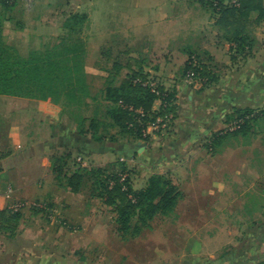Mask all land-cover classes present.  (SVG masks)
<instances>
[{"label":"rangeland","instance_id":"1","mask_svg":"<svg viewBox=\"0 0 264 264\" xmlns=\"http://www.w3.org/2000/svg\"><path fill=\"white\" fill-rule=\"evenodd\" d=\"M96 1L98 2L97 4H122V0ZM171 1L173 4H168L166 8L163 7L162 12L153 15L152 19L147 18V20L144 16L138 17V20H136V14H129L125 9H116V13L113 15L115 17L109 18L112 21V26H105L103 29L102 27L105 25V22H108V18L104 15L103 7L97 9L99 13L100 11L103 12L102 14H97L95 17L92 14V17L95 18L94 22L98 24V27L100 26L99 29H111L112 32L110 30L109 32H111L110 36L113 37L104 42L100 40L96 42L91 41V46H88L87 43L88 48L86 47L84 69L89 73L87 79L90 83L92 95H97L103 87V78L105 75H108L107 70L112 66L113 62H117L121 66V72L117 73L114 77L116 84L124 77L128 68L133 70L129 65L136 68L139 63H143V66H146L147 62L153 63V66H168V70H171L173 77H175L174 82L170 83L168 80L170 78H167L168 73L149 74L148 76L163 87L166 95L169 94L168 102L171 107L169 106L167 109L171 108L169 112L171 110L173 114L172 121L162 128L160 132L149 134L147 138L118 134L117 141H110L113 149H117V151L112 153L110 162L106 163L104 167H100L104 175L126 172L128 177H130L129 181L133 189L135 186L137 187V183H140L141 175L145 171H147V174L148 172H153L152 174H154L155 170H157L155 165L160 163L161 160L159 154L164 152L162 150L147 152L143 146H145L146 142L154 144L155 140L160 142L161 138L164 139L166 136H172L173 119L175 118L176 111L175 106L181 104L178 99L176 105V94L185 92L191 94L194 98L197 97L204 101L208 100V102L214 101L215 96L217 99L221 97H223L222 99H228L230 94H232L231 92L237 89L231 83L232 77L235 74H239L236 73V70H245L248 73L247 76L255 77L258 75L254 71L259 69L260 66L264 67V20L256 23L255 12L246 21V33L248 37H252V40H245L243 48H238L237 42L225 35L224 28L216 25L218 13L212 5L204 0ZM229 2H236V0H229ZM88 3L89 0H13L5 6L3 5V0H0L2 34L3 36L5 34L9 35L8 40L14 44L13 46L19 53H26L28 49L29 51L31 49H41L44 44L49 43L52 36L61 35V33L63 34V32L67 31L61 29L58 32L55 31L50 36L48 34L41 36L42 31L32 26V20L35 16L39 18L45 17L48 21L47 24H49L51 21H55L56 17L60 16L62 8L66 7H69L68 10L70 11H67L69 14L84 12L87 15L90 13ZM128 3L132 4L133 2L129 0ZM161 5L165 6L166 4ZM105 10L108 9L105 8ZM7 18L12 19L10 26H5L6 23L4 21ZM136 22H138L139 28L134 26ZM21 27L23 28L20 29ZM86 29H81L80 34L85 40H88L91 33H88ZM22 31L24 32L22 33ZM4 32L6 33L4 34ZM126 32L135 34L138 39H134V37L126 38L125 36H128L124 35ZM20 33L23 34L25 39L23 44L18 38ZM72 35H75V32H72ZM10 38H13L14 41ZM133 48L138 49L135 51L132 50ZM129 53H136L137 55L140 53V57L137 58L134 55H129ZM147 53H153V57L146 55ZM192 59L194 60V64L192 62L190 68L192 77L188 78L186 72L189 68L186 65ZM203 66L207 68L206 71L209 73L202 74ZM168 70L165 68L163 71ZM215 78L217 80L222 79V85L216 84ZM97 96L100 98L99 95ZM83 100L90 102L91 106L89 108L81 107L79 110L74 108L73 112L71 110H68L67 113L64 112L69 116H67L68 118H74V114L77 116L89 114L93 108L97 109L99 114H102L104 110L102 104H96L88 97H85ZM93 104L95 105L93 106ZM161 104L160 101L156 105L154 109L156 112L161 111ZM232 106H229L230 109H228L230 111L226 112V116L228 117L226 120H221L219 128L216 127L217 129L210 131L205 140H199L203 151L191 154L190 161H185V159L184 163L178 161L175 165L174 173L170 169H167L165 165L161 167V170H163L161 174L169 176L171 173L173 181L178 185L179 190L183 194L184 192L186 193V197L181 196L173 211L167 215L157 214L142 225L141 229L135 234H126L124 236L118 234L115 231L116 224L113 220L114 215L110 209L111 206L106 204L104 199H100L98 195H95L101 191L98 189L100 186L98 182L101 183L102 174H91L89 172L86 174V182L88 183H86L87 186L85 185L83 193L85 195L91 192V188H94L93 185L96 184V191L93 192L94 198H92L90 203L85 204L83 202L86 201L85 199L76 196L71 197L70 201L72 205L69 208L59 203L62 200L60 197L65 195V193L60 192L56 194L53 189L54 186L47 184L42 190H35L32 186H25V188L22 186L24 196L42 197L37 200L44 201L43 198H45L47 202H50L53 205L51 207V209L53 208V215L51 218H47L46 215L36 212L30 207L26 206L22 208L20 213L24 214L23 219L28 220L27 222L31 224L28 225L27 235L23 234L19 239L20 242L23 243L30 240L40 241L39 237L42 235V232L44 234L53 233V235H56L57 232H53L54 230L49 226L48 219L62 226L60 224L63 219L61 210L65 208L73 211H85L87 212V216L84 222H82L83 219H80L79 214H73L71 218H67L78 227L77 231L73 233L74 235H71L72 233L69 232L60 234V237L55 241L56 248L52 247L55 251L60 250L68 255L71 253L76 256H82L90 264H227L226 261H221L223 254L233 256L239 253L238 250H241L244 252L243 254L246 253L245 258H249V255H247L249 250L245 249L250 243L259 248L258 252L262 256L254 260H246L242 264H264V243L260 242L264 238V224L261 223L264 221V218L262 216H256L254 217L255 221H252V217L232 216L229 214L222 216L210 215L209 208L211 206H216L215 208L218 210L225 203H231V200H229L231 196L229 195L231 193L236 194L235 185L228 186L231 192H227L228 195H209V197H203L202 202H190L188 197H196L198 200L201 198L199 196L201 185L193 181L197 179V177H194L196 176V172L190 171V166L194 167V159L201 156V154L205 155L206 152H210L213 144L212 140L218 131H220V138L228 137L234 133L230 130L233 126V121L237 120V116L241 113V110L243 111L247 108L238 107L239 105L236 106V103ZM263 108L264 102L262 105L254 107V109ZM203 111L202 107H197L194 113L202 116L204 114ZM255 122H253L256 124L254 126L258 129H264L263 118ZM110 132L111 134H117L118 128L111 127ZM103 141L108 142L109 139ZM129 145L133 147L132 152L128 150L124 152L123 149H129L127 147ZM132 154L135 156V159H131ZM234 154L238 155L236 152ZM157 157L159 160H157ZM227 157L232 158V153L229 156L227 155ZM203 165H208V163L203 161ZM93 167L96 168L97 166H92L91 168L93 169ZM26 169L29 171V168ZM30 171L34 172L33 169ZM209 175L211 178L216 177L214 172H210ZM30 177L32 180L34 174H31ZM177 178H179V183ZM239 187L242 188V186ZM244 187L247 188L249 186ZM216 196H218L217 201L215 200ZM223 199L227 201H223ZM25 200L28 202L33 201V199L28 198ZM8 201L10 203V200ZM62 201L63 203L66 202V197H63ZM190 203L191 206L189 208ZM192 204H195V206ZM5 208L3 206V209L0 210V230H4V232L8 229L11 231L16 230L18 222H14L15 219L8 216L11 212H5ZM196 212L202 213V215H194ZM258 223L261 224L257 225ZM252 226L257 228L255 234L247 232ZM259 226H261V229H259ZM39 228L42 231L37 232ZM2 231L0 237H2ZM75 246H79V248L76 249ZM69 258L72 259L73 256Z\"/></svg>","mask_w":264,"mask_h":264},{"label":"crops","instance_id":"2","mask_svg":"<svg viewBox=\"0 0 264 264\" xmlns=\"http://www.w3.org/2000/svg\"><path fill=\"white\" fill-rule=\"evenodd\" d=\"M128 2L129 0H122V4H97L98 2L96 0H89L90 13L86 12L88 14L86 15V20L82 28V30L87 28V32L91 33L89 34L88 40H86L88 46H91V41L96 42L100 40L104 42L105 40L113 38L110 36L112 32L111 29H99L100 26L98 27V24L94 22L95 18L92 17V14L95 17L97 14L100 15L104 12V15L108 18V22H105V25L102 27L103 29L105 26H112V21L109 18L115 17L113 15L116 13V9H125L129 14H136V20H138V17L141 18L142 16L147 20V18L152 19L153 15L162 12L163 7L166 8L168 4H173L171 0H132V4ZM161 4L166 5L162 6ZM101 7H103V12L100 11L99 13L97 9ZM105 8L108 10H105ZM68 9L69 7L62 8L60 16L56 17L57 19L51 21L49 24H47L48 21L45 17L39 18L35 16L32 20L33 28L40 29L42 31L41 36H46V34L50 36L54 34L55 31H60L63 29L62 25L65 17L69 14L67 13V11H70ZM90 17L92 18L90 19ZM11 20L10 18L5 19V26H10ZM59 21H61V23H59ZM255 22H260V20H256V15ZM216 25L220 26L218 24ZM134 26L139 28L138 22H136ZM22 28L23 27L20 29ZM109 30L111 32H109ZM24 31H22V33ZM245 32H247V26ZM5 33L6 32H4V34ZM22 33L18 35V38L23 44L25 39ZM6 35L7 34L3 36L2 34L3 40L14 45L8 40L9 35ZM124 35H128L125 36L126 38L134 37V39H138L135 34L133 35L126 32ZM225 35L227 36L226 33ZM15 36H17V34H15ZM10 39L14 41L13 38ZM249 39L252 40V37L249 36L248 40ZM136 49L138 48H133L132 50L136 51ZM27 52H29V49ZM27 52L21 54L25 55ZM129 55H134L137 58L140 57V53L139 55L136 53H129ZM146 55L153 57V53H147ZM152 64L151 62H147L146 66H143V63H139L136 68L131 65H129V67L141 69L151 75L168 73L167 78H170L168 80L170 83L174 82L173 80H175V77H173L171 70H168V66H153ZM165 68L168 71L164 72L163 70H165ZM131 70L132 69L128 68L125 73ZM256 70L254 72L258 76L255 77L247 76L248 73L245 72V70H236V73L239 74H235L232 77L231 83L233 86H236L237 89L231 92L232 94H230L228 99H222L223 97L217 99L215 96L214 101L208 102V100L204 101L197 97L194 98L189 93L181 92V94H176L177 100L175 103L177 105L179 99L181 104L175 106L176 111L175 118L173 119L172 136H166L164 139L161 138L160 142L155 140L154 144L146 142L145 146H143L144 150L147 152H154L155 150H162L164 152L162 153L163 155L159 154V158H161L162 161L160 160V163L155 165L157 170H155L154 174H161L163 172L161 167H164V165L174 173L175 165L178 161H182V163H184V159L185 161H190L189 158L191 154L203 151L199 140H205L210 131H214L217 129L216 127L219 128L221 120L227 119L228 116H226V112L230 111L229 106L235 103L236 106L239 105L238 107L249 108L262 105L264 102V74L261 73H264V67L260 66V68ZM107 71L110 72L111 67ZM207 73L209 72L207 71ZM215 80L216 84L222 85V79L217 80V78H215ZM158 103H160V101L156 99L152 105L153 109L156 108ZM197 107H202L204 109V114H202V116H198V114L194 113ZM67 116L68 115L63 112L60 104L49 100L0 95V210L3 209V206L5 208L9 203L8 200H10L5 199L6 197L4 196V189L7 185H10L13 189V198L37 200L42 197L24 196L22 186H24V188L25 186H32L35 190H42L44 186L49 184L50 186H54L53 189L56 194L60 192L65 193V195H62L60 198L63 200V197H66L67 201L63 203V201L60 200L59 203L62 206H68V208L72 205L70 201L71 197L76 196L78 198H83L86 200L83 201L85 204L90 203L92 198H94L95 195L92 191L85 195L83 193L84 187L85 185L87 186L86 183L88 182L83 181L78 190L71 191L68 185H66L65 179H58L56 173L53 171L54 158L56 156L63 157L64 164L62 168L69 174L70 171H74L78 168H91L92 166L104 167L106 163L111 161L112 153L116 152L117 149H113L110 141L96 142L89 136L81 134L78 131L77 124L71 121ZM255 123L249 125V128L245 132H236L228 137L220 138V131H218L212 140L213 144L210 152H204L205 155L201 154V156L195 158L193 162L194 167L190 166V171L193 170V172H196V176L194 177H197V179L193 181L201 185L199 193L201 198L199 197L200 199L198 200L196 197L191 198V196H188L190 202H202L203 197H209V195L213 194L228 195L227 192L231 193L228 186L235 185L236 187V194L231 193L229 195L231 196L229 197L231 203H225L218 210L215 208L216 206H211L209 208L210 215L212 216L229 214L232 216L252 217V221H255L254 217L256 216H262L264 218V129H258L254 126L256 125ZM127 147L129 149L124 150V148L123 151L127 152L128 150L132 152L133 147L131 145ZM235 152L238 153V155H235ZM230 153H232V158L227 157ZM159 158L157 157V160H159ZM121 159L123 158L121 157ZM131 159H135L133 154ZM203 161H206L210 166H204ZM26 168H29V171H27ZM32 169L34 172L30 171ZM210 172H214L216 177L211 178L209 175ZM152 173L153 172H148L147 174V171H145L143 175H141L140 183H137L138 185L137 187L135 186L134 189L140 190L144 188ZM31 174H34L32 180L30 177ZM169 175L171 178L173 177L171 173ZM177 181L179 183V178H177ZM239 186H242V188ZM244 186L249 187L246 188ZM182 197H186L185 192L184 194L182 193ZM43 200H45V198H43ZM215 200H218V196H216ZM223 201L227 200L223 199ZM192 205L195 206V204ZM190 206L191 203L188 207L190 208ZM61 214L63 220H65L70 227L60 226L48 219L49 226L52 227L54 230L53 232H57L58 234H44L42 232V235L39 237L41 239L40 241L30 240L23 243L20 242L19 239L23 234L27 235L26 232L29 229L28 225L31 223L23 219L24 214L19 213L14 217V222H18L19 229L16 228V230L13 231L8 229L6 232L0 230V234L1 231L3 232L2 237H0V264H90L86 262V258L83 259L82 256H76L71 253L68 255L63 251L54 250V248H56L55 241L60 237V234L69 232L72 233L71 235H74L73 233L78 229V227L67 218H71L73 214H79L80 219H83L82 222H84L87 216V212L85 211H73L65 208L61 210ZM194 215L199 216L202 215V213L196 212ZM261 223L264 224V221ZM256 229L257 228L252 226L247 232ZM38 231L42 230L39 228L37 229V232ZM75 247L76 249L79 248V246ZM70 256H73V258L70 259Z\"/></svg>","mask_w":264,"mask_h":264},{"label":"trees","instance_id":"3","mask_svg":"<svg viewBox=\"0 0 264 264\" xmlns=\"http://www.w3.org/2000/svg\"><path fill=\"white\" fill-rule=\"evenodd\" d=\"M12 1L3 0V5L7 6ZM204 1L217 10L216 23L224 28L227 37L237 42L238 48H243L245 40L248 39L245 30L249 16L255 12L257 21L264 19V0H236L235 3L229 2V0ZM85 20L86 14L84 12L68 14L62 25L63 31L67 32L52 36L49 43L44 44L41 49H31L25 55H21L13 45L3 40L0 24V95L49 100L60 104L65 113L68 110L73 112L74 108L78 110L81 107L89 108L91 103L83 100L88 97L96 104H102L104 110L102 114H99L97 109L93 108L89 114H80L79 116L74 114V118H69L77 124L81 134L89 136L96 142L105 139L117 141L118 134H127L139 138L142 136V125L136 122L132 111L123 104L133 106V108H142L147 112V117L152 119L158 114L169 112L171 109H167L170 106L169 94L166 95L160 84H157L159 91L157 94L151 90L150 86L142 85L138 81L134 82L135 78H140L143 81L149 76L147 72L141 69H133L125 73L120 82L116 84L114 77L120 72L121 66L117 62H113L111 71L103 78V87L97 93L100 98L96 94L92 95L87 79L88 73L84 69L87 43L80 34ZM72 32H75V35H72ZM191 66V60H189L186 67L190 69ZM202 69V74L207 73L206 67L203 66ZM156 99L162 103L159 112H156L152 107ZM240 112L237 117L251 114L252 116L234 130V133L245 132L253 122L261 118L264 119V108L247 107ZM111 127L118 128L117 134H111ZM63 164V157L56 156L53 161V171L58 179H65L66 185L71 191L80 188L82 182L87 180V173L102 174L103 172L100 167H93V169L78 168L68 174L63 170ZM129 178L125 181L127 189L123 190L117 174H102L101 183L98 182L100 184L98 189L101 191L95 194L111 206L116 232L122 236L137 233L142 225L157 214L167 215L173 211L182 196L181 190L170 175L152 174L147 180V185L140 190L132 188ZM109 179L113 180L111 187L108 185ZM93 186L92 192L96 191L97 188L96 184ZM128 193L134 196L133 200L128 197ZM48 205L53 206L50 202ZM4 210L8 212L7 208ZM19 213H9L8 216L14 218ZM250 233L255 234L256 230ZM261 241L264 243V238ZM252 245V243L248 244L245 249L249 250L246 251L249 258H245L246 253L243 254L244 252L238 250L239 253L233 256L223 254L221 261H226L227 264H242L246 260L260 258L262 254L258 252L259 248Z\"/></svg>","mask_w":264,"mask_h":264},{"label":"built area","instance_id":"4","mask_svg":"<svg viewBox=\"0 0 264 264\" xmlns=\"http://www.w3.org/2000/svg\"><path fill=\"white\" fill-rule=\"evenodd\" d=\"M235 3V2H234ZM194 64V60L192 59L191 64ZM186 76L188 78L192 77L191 70H187ZM141 82L142 85H148L150 86L151 90L155 93H159L157 89V83L152 80L151 77H147L146 80H141L140 78H135L134 82ZM120 103H122L120 101ZM123 106L127 107L130 111H132V115L135 118L136 122L142 125L141 132L142 136L147 137L149 134L158 133L164 128L166 125H168L169 122L172 121L173 115L171 112H165L164 114L157 115L153 117L152 119H149L147 116V112L142 110V108H133V106H126L123 104ZM166 106V104H164ZM256 112V111H255ZM251 115H245L243 117H238L237 120L233 121V126L230 128V130L234 131L240 127V125L246 120L250 119ZM147 117V118H146ZM144 122V124H142ZM119 182L121 183V187L123 190L127 189V186L125 184V181L128 179V174L126 172H119L118 174ZM113 184V180H108V185L111 187ZM12 187L10 185H7L4 189V196L7 199H10L9 205H7V210L11 213L14 212H20V210L24 207H30L31 209L35 210L36 212H40L41 214L46 215L47 218L52 217V209L48 205L47 201H39V200H33L31 202L26 201L22 198H13L12 195ZM13 196V197H12ZM128 197L132 200L134 199V196L131 193H128ZM62 226L70 227L68 223L65 220H61L60 223Z\"/></svg>","mask_w":264,"mask_h":264}]
</instances>
